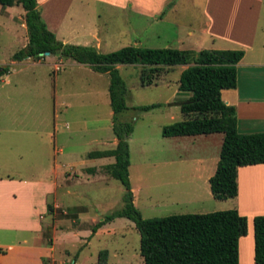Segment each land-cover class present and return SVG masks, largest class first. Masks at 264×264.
Returning a JSON list of instances; mask_svg holds the SVG:
<instances>
[{
  "label": "rangeland",
  "instance_id": "1",
  "mask_svg": "<svg viewBox=\"0 0 264 264\" xmlns=\"http://www.w3.org/2000/svg\"><path fill=\"white\" fill-rule=\"evenodd\" d=\"M200 1L184 0L195 5ZM225 1L234 2L239 7L258 4V0ZM82 2L89 5V0ZM259 3L262 4L260 21H264V0ZM7 11L0 12V66L7 68L0 75V176L27 177L41 173L44 163L41 153L46 149L51 152L53 148L63 147L74 153L72 160L77 162L88 151L112 148L106 76L95 81L91 75L94 72L89 70L88 79L86 66L61 65L60 70L55 71L54 55L45 56L37 64H32L34 58L11 63L12 54L26 45L27 32L21 6L13 5ZM70 14L79 24L89 25V11L67 13ZM123 17L130 19L132 26ZM105 23L110 33L107 37L110 44L104 47L106 51L133 45L137 41L140 42L138 46L146 48H163L173 42L172 31L164 21L154 22L131 10H125L119 18L105 20ZM179 70V65L166 68L154 83L141 86L137 65H120L118 68L125 82L127 106L119 118L132 124L127 138L128 179L133 204L143 218L233 208L228 198L222 199L218 207L189 202L193 192L190 179L205 168H200L192 152H182L181 147L172 146L169 138L161 136L162 126L183 118L179 106L174 103L189 93L177 90ZM152 103L160 105L148 110L139 109ZM21 134H29V141H21ZM32 135L44 140L34 141ZM21 142L24 143V154L18 158L15 148ZM6 144L15 152L11 154L9 148H5ZM64 161L67 159L62 156L56 159L59 163ZM103 162L98 161L95 165ZM34 163L36 166L32 171L30 165ZM80 166L83 165L76 163L71 168L76 170ZM69 169L68 165L62 167L63 171ZM72 188L73 194L56 199L60 203L58 207L52 206L51 197L47 199L53 211L46 209L41 219L45 226L41 229V236L48 244L47 239L55 234V242L53 259L43 263L69 264L76 255L75 264H143L138 252L139 233L127 218H115L110 225L97 228L91 234L96 221L123 205L125 189L122 184L108 175L103 180L82 179ZM245 206H251L249 200ZM35 208L41 210V206ZM31 217L37 219V215ZM22 221L15 223L22 224ZM33 237L31 232L22 230L13 234V240L17 241L22 238L30 241ZM239 239L238 264H253L251 218H247L246 233ZM103 249L107 250L106 261L99 263L98 253Z\"/></svg>",
  "mask_w": 264,
  "mask_h": 264
},
{
  "label": "crops",
  "instance_id": "2",
  "mask_svg": "<svg viewBox=\"0 0 264 264\" xmlns=\"http://www.w3.org/2000/svg\"><path fill=\"white\" fill-rule=\"evenodd\" d=\"M74 1L36 0L37 8L46 27L62 43L92 46L99 52H108L104 50V47L110 44L107 38L110 34L108 33L109 26L105 20L109 22L111 19L119 18L125 10H131L138 15H145L154 22L164 21L166 23L167 28L172 31L173 42L163 48L194 51L241 49L243 56L235 65V86L221 89L220 97L225 104L234 108L238 133L264 131V21H260L262 9L260 0L255 6L249 4L242 7L234 2L229 4L225 0H201L198 5L187 4L184 0H177L178 2L175 0H89V5L87 2L83 3L82 0L75 3ZM128 1L130 2L126 5ZM10 7H6L5 12H8L7 9ZM79 11H89V25L79 24L72 19V14L67 15V13ZM189 12L192 14L194 12V14L190 15ZM123 19L125 22H130L128 18L123 17ZM129 25L132 26L131 22ZM134 43V46H138L140 42ZM44 57L45 55L34 58L32 64L40 63ZM27 59L32 58L26 57L22 60ZM19 61L11 60V63ZM52 64L55 71H59L61 65L86 66L88 79L89 70H91L94 72V74L90 72L93 80L99 81L106 76L108 85L107 74L95 72L88 65L77 63L69 58H55V56ZM119 66L116 65L117 69ZM179 66L180 73L186 65ZM176 85L178 90V82ZM187 96L183 94L179 99L183 101L182 99ZM19 138L21 141H29L30 135L21 134ZM166 138H169L172 146L181 147L182 152L187 151L189 154L192 152L200 168L203 166L205 168L203 172L190 179L193 192L188 201L218 207L222 199L213 198L208 179L216 167L222 134L214 132ZM32 139L34 141L44 140L34 135ZM116 142L112 134L109 138L112 148ZM23 145L24 143L21 142L15 148L18 158L24 154ZM5 148H9L11 154L15 152L9 144H6ZM88 152L76 162L72 160L74 153L64 150L63 147L53 148L51 152L46 149L41 153L43 156L41 158L44 160L41 173L27 177H15L9 174L0 176V248L4 250L0 253V264H45L43 261L53 259L55 234L47 239L48 244L41 236V229L45 227L41 219L46 213V205L50 204L47 199L51 197L53 207L60 206L56 199L73 194L75 191L72 187L82 179L86 181L93 178L103 180L108 176L103 166L114 161L112 156L89 158ZM61 156L67 161L56 162L57 157ZM98 161L105 162L95 165ZM76 163L83 166L72 170ZM63 165H68L71 170L63 171ZM35 166V163L30 165V169L33 171ZM89 168L93 171L89 172L87 170ZM236 182L237 193L234 197L228 198L231 200V207L244 215L246 221L248 217L252 219L255 215L264 214V183L260 184L264 182V163L237 167ZM248 200L257 210H253L251 206H245ZM36 206H41V210H36ZM33 214L37 215V219H32ZM20 219L24 223H15ZM112 221L101 225L98 229L110 225ZM21 230L31 232L34 235L32 240L24 238L18 241L13 240L14 232ZM251 253L253 254V246Z\"/></svg>",
  "mask_w": 264,
  "mask_h": 264
},
{
  "label": "trees",
  "instance_id": "3",
  "mask_svg": "<svg viewBox=\"0 0 264 264\" xmlns=\"http://www.w3.org/2000/svg\"><path fill=\"white\" fill-rule=\"evenodd\" d=\"M20 5L27 32L26 45L14 52L12 60L40 58L48 52L88 65L93 71L108 76V99L111 109V133L117 142L111 149L94 150L89 158L112 156L114 161L103 166L117 179L125 191L123 205L104 215L91 227V234L114 218L124 217L139 233V255L143 264H238V239L245 235L247 221L235 208L206 213H181L164 217L143 218L134 206L128 179L129 150L127 138L132 131L128 120L119 114L127 109L125 82L116 65H137L141 86L154 83L166 68L186 65L178 75V90L189 93L179 106L182 120L164 125L161 136H188L218 132L222 134L218 160L209 177L210 192L215 199L232 198L237 193V167L264 163V131L238 133L234 108L225 104L220 90L232 88L236 82V63L241 49L146 48L126 45L116 50L99 52L95 47L62 43L46 27L36 0H0V12ZM7 71L3 67L0 75ZM142 105L141 110L159 106ZM92 172L93 169H87ZM52 210L50 204L46 205ZM253 264H264V214L252 217ZM4 250L0 248V253ZM107 250L98 253L104 263ZM76 255L69 264H75Z\"/></svg>",
  "mask_w": 264,
  "mask_h": 264
},
{
  "label": "water",
  "instance_id": "4",
  "mask_svg": "<svg viewBox=\"0 0 264 264\" xmlns=\"http://www.w3.org/2000/svg\"><path fill=\"white\" fill-rule=\"evenodd\" d=\"M39 55L41 56V55H45V56H47V55H49V53L48 52H44V53H39ZM2 66H0V71L2 70ZM185 101H178V102H176V103H174V104H176L177 106H180L182 103H184Z\"/></svg>",
  "mask_w": 264,
  "mask_h": 264
},
{
  "label": "built area",
  "instance_id": "5",
  "mask_svg": "<svg viewBox=\"0 0 264 264\" xmlns=\"http://www.w3.org/2000/svg\"><path fill=\"white\" fill-rule=\"evenodd\" d=\"M57 68V67H56Z\"/></svg>",
  "mask_w": 264,
  "mask_h": 264
}]
</instances>
